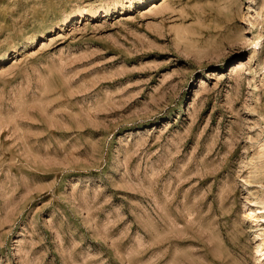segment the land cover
<instances>
[{
    "label": "rangeland",
    "instance_id": "1",
    "mask_svg": "<svg viewBox=\"0 0 264 264\" xmlns=\"http://www.w3.org/2000/svg\"><path fill=\"white\" fill-rule=\"evenodd\" d=\"M262 143L264 0H0V264H264Z\"/></svg>",
    "mask_w": 264,
    "mask_h": 264
},
{
    "label": "bare ground",
    "instance_id": "2",
    "mask_svg": "<svg viewBox=\"0 0 264 264\" xmlns=\"http://www.w3.org/2000/svg\"><path fill=\"white\" fill-rule=\"evenodd\" d=\"M252 41L255 42V43H256V42L260 43L258 39H253ZM258 43H257V44H258ZM255 46H256V45H255ZM255 146H256V145H255ZM257 146H258V145H257ZM250 148H251V147H250ZM258 149H259L260 151L263 152V150H264V143L260 144V145L258 146ZM256 151H257V150H256ZM247 194H248V193H247ZM248 195H249V194H248ZM248 197H249V196H248ZM255 203H256V202H255ZM256 205H257V204H256ZM260 251H261V250H258V254H259V253L261 254ZM262 251H263V250H262ZM263 256H264V255H263ZM263 256H262V257H263Z\"/></svg>",
    "mask_w": 264,
    "mask_h": 264
}]
</instances>
